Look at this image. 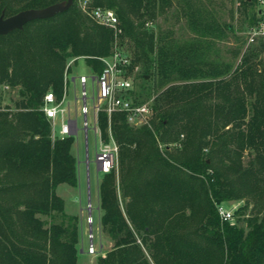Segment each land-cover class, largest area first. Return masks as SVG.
Here are the masks:
<instances>
[{"label":"trees","instance_id":"1","mask_svg":"<svg viewBox=\"0 0 264 264\" xmlns=\"http://www.w3.org/2000/svg\"><path fill=\"white\" fill-rule=\"evenodd\" d=\"M66 1L0 0V16ZM89 1L87 11L74 0L0 36V264H78L80 218L57 194L79 185L74 136L54 140L42 106L48 92L64 98L70 60L100 75V59L116 48L130 56L129 74L139 70L133 96L153 100L154 116L152 128H133L125 113L99 114L119 157L99 185L113 246L98 264H264V41L242 37L248 48L232 51L239 63L221 58L235 27L222 23L215 0ZM239 2L247 32L258 0ZM98 7L116 12L117 31L93 19ZM172 10L190 39L150 27ZM5 88L16 93L13 107L2 106ZM233 201L243 205L225 221L219 208Z\"/></svg>","mask_w":264,"mask_h":264},{"label":"built area","instance_id":"2","mask_svg":"<svg viewBox=\"0 0 264 264\" xmlns=\"http://www.w3.org/2000/svg\"><path fill=\"white\" fill-rule=\"evenodd\" d=\"M89 0H84L82 6L87 11ZM256 11L258 12L255 24L247 32L248 44H254L259 40L264 41V0H258ZM93 19L110 29L118 30L120 21L116 12L108 8H95L91 11ZM104 63V72L95 75L93 72L89 76H79L78 81L81 85V92L76 96L77 103H82L80 112L83 116L82 130L88 138L89 131H93L96 142L99 143V153L96 155L97 167L100 172L109 174L118 167L119 146L116 143L111 130H109L110 141L104 142L102 132L99 128V114L106 113L111 119L113 114L125 113L128 123L133 128L149 127L152 128V119L154 116L153 100L137 103L133 93L136 91V81L133 75L128 73V67L131 65L130 56L122 49L116 48L115 52L106 58L100 59ZM91 80V89L89 91L88 82ZM66 93L61 101H58L53 92H48L44 97L42 111L51 121L52 138L54 140H64L78 134V111H75L74 118L71 116L70 108L64 107ZM89 101H92L91 108ZM1 110V108H0ZM93 114L90 121L89 114ZM60 120V128L56 126ZM220 215L225 221H234V213L225 206H220ZM91 252H94L91 245Z\"/></svg>","mask_w":264,"mask_h":264},{"label":"rangeland","instance_id":"3","mask_svg":"<svg viewBox=\"0 0 264 264\" xmlns=\"http://www.w3.org/2000/svg\"><path fill=\"white\" fill-rule=\"evenodd\" d=\"M239 0H215L216 10L220 13L222 23L232 24L234 32L229 35V38L220 42L218 49L220 51L221 58L226 61L239 63L240 57L234 58L232 51L235 49H241L242 54L248 48L247 43H243L242 37L247 38L246 26L242 24V18L240 17L238 8ZM234 13L232 19L231 13ZM175 11H169L165 15H161L150 26L155 31L161 30H174L176 38L180 40L190 39L191 32L188 29V25L185 20H181L175 17ZM234 58V59H233ZM72 65L69 74L65 75L66 92H68L64 107L67 109L70 106L71 116L74 118L75 111H78V125L79 132L74 136L73 151L78 158L79 162V185L77 188L70 187L68 185H60L57 189V194L65 199L66 212L70 215H76L80 218V230L82 227V233L80 238V257L78 264H98L99 258L104 257L105 253L111 250L113 243L107 237L102 230L100 224V199H99V185L103 178V174L98 172L96 155L99 153V143H96V138L93 131H89L88 138L85 132L82 130L83 116H81L80 108L82 103L76 102V96L80 95L81 85L79 81L72 82L73 76L76 77L85 75L89 76L91 69L88 67L85 60H80L78 63H74V60L69 61V65ZM139 70H135L132 77L137 78ZM139 83V78H137ZM136 83V82H135ZM91 80L88 82V89H91ZM3 93L2 106L13 107V102L10 99L17 98L15 92L9 93V89L5 88ZM92 101H89V107L91 108ZM89 119L92 121L93 114H89ZM60 128V120L56 129ZM87 139V140H86ZM162 148V147H161ZM248 156L246 160H248ZM243 205L242 201H233L226 204L225 208L235 213ZM247 214H250L248 212ZM247 216H241L244 220ZM235 222V220L233 221ZM242 223V221H241ZM81 232V231H80ZM91 245L95 249L91 252Z\"/></svg>","mask_w":264,"mask_h":264},{"label":"water","instance_id":"4","mask_svg":"<svg viewBox=\"0 0 264 264\" xmlns=\"http://www.w3.org/2000/svg\"><path fill=\"white\" fill-rule=\"evenodd\" d=\"M74 0L53 4L43 9H28L21 11L13 17H5L3 12L0 16V36H6L14 31L23 30L26 25L36 20L50 19L58 14L69 10ZM99 168V167H98ZM98 169V172H100Z\"/></svg>","mask_w":264,"mask_h":264},{"label":"crops","instance_id":"5","mask_svg":"<svg viewBox=\"0 0 264 264\" xmlns=\"http://www.w3.org/2000/svg\"><path fill=\"white\" fill-rule=\"evenodd\" d=\"M78 81V77H76V75L75 76H73V78H72V82L73 83H76ZM67 95H68V92H66V98H67ZM65 102H66V100H65ZM77 102V101H76ZM69 108H70V106H69ZM85 135H86V133H85ZM87 140V139H86ZM97 143V142H96ZM98 168V167H97ZM99 169V168H98ZM71 216V215H70ZM76 216V215H75ZM81 232H82V227H81V230H80Z\"/></svg>","mask_w":264,"mask_h":264}]
</instances>
